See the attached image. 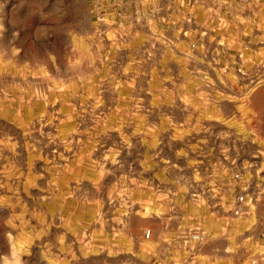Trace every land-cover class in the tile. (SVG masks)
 <instances>
[{"label":"rangeland","instance_id":"374dc122","mask_svg":"<svg viewBox=\"0 0 264 264\" xmlns=\"http://www.w3.org/2000/svg\"><path fill=\"white\" fill-rule=\"evenodd\" d=\"M157 9L0 0V264H209L188 252L206 211L261 228L264 18L179 31ZM212 174L230 197L204 201ZM249 250L238 264H263Z\"/></svg>","mask_w":264,"mask_h":264},{"label":"crops","instance_id":"0c3cea01","mask_svg":"<svg viewBox=\"0 0 264 264\" xmlns=\"http://www.w3.org/2000/svg\"><path fill=\"white\" fill-rule=\"evenodd\" d=\"M144 1L147 2V0H138V2L141 4ZM207 1L208 0H197V5L196 3L191 5L188 2L181 0H156L157 7L159 8L157 10L163 16V19H169V27H172L174 29L176 28L179 31L183 30L187 26L192 27V24L190 22L191 20L193 21V25L195 27L196 24L198 25V31H200L201 28L199 23L195 22L198 17L200 19H203L201 21V25L204 26L205 32H207L208 24L205 20L206 18H214L213 20L209 21V23H214V28H217V30L218 26L222 27L225 21L230 22L234 30H237L238 28L250 29V27L252 26L251 23L253 22L252 20L259 17L264 18V0H244L243 2H238L236 0H226L223 1V5L214 10V12L217 14L216 16H211L210 13H208ZM262 49L261 61L262 65H264V45L262 46ZM251 53L254 57V61L248 63L249 61L247 60L248 65H253L255 67L259 66L261 61L259 60L258 62L257 60L256 50L250 49L247 55H250ZM232 54L234 55L235 53ZM231 65L233 68H237L238 66L239 69L242 66L237 63L236 60H233L231 62ZM222 66L223 64L221 63V67ZM221 75L223 76V74ZM252 76H256L255 78L259 79V81L264 82V66L261 73H258L256 75L252 74ZM215 78L217 81V76H215ZM256 90H258L259 92L264 91V85L261 90L260 87ZM231 158V161L237 160L236 156ZM210 178L212 180L207 181L206 185L203 186L201 190L202 193L207 195L204 196V201L207 202V199L209 200V196H212L213 199L220 201V197H218L217 195L228 194L230 197V195L234 192L235 185H232L231 177L226 175H223L222 177L212 174L210 175ZM255 205L257 206L259 204L256 203L252 205V208H247V212L249 210L250 212H252V214L254 213L252 215V218H250L252 219V221H247V225L254 227L256 226V222L259 220V222L261 223V225L259 224V227L261 226V228H258L257 230L254 229L252 233L246 234L244 238L245 240L239 238V233L236 229L240 221L238 220V218L230 216L227 207H223L222 205V207L220 208L221 214L220 212L218 213V211H216L214 208L209 209L208 212L206 211V220H204V224L202 225V227L204 228L203 230L205 231V237L203 238V241L205 242L204 247L206 248L198 251L192 250L191 252H188L190 254H193L194 257L204 258L205 260L209 259V264H238V257L240 256V253L243 249H245L246 252V247L248 246L250 250L247 255L250 254V258L260 259L264 264V200L261 208L255 207ZM255 214L258 215L257 218H255ZM166 216L168 222L167 226H169L171 222H173L175 216L170 214L169 212L166 214ZM194 216L195 215H192V218ZM174 239V236L171 237L168 235L166 237V240L170 242ZM211 243H214V245H212ZM245 243L247 245L244 248L242 246Z\"/></svg>","mask_w":264,"mask_h":264},{"label":"built area","instance_id":"2783aa9c","mask_svg":"<svg viewBox=\"0 0 264 264\" xmlns=\"http://www.w3.org/2000/svg\"><path fill=\"white\" fill-rule=\"evenodd\" d=\"M181 1H186V2H188L189 4H191V5H193L194 3H196V1L197 0H181ZM213 2H216V6H215V8H218V7H220L221 5H223L224 3H223V1H226V0H212ZM236 1H238V2H243L244 0H236ZM249 1V0H248ZM254 24V21L251 23V25H253ZM262 44H264V38H263V41H262ZM240 71V70H239ZM149 230H146L145 231V236L146 237H148L149 236ZM192 239H195V240H198L199 238H200V235L199 234H197V233H193L192 234ZM250 264H260L259 262H257L256 260H252L251 262H250Z\"/></svg>","mask_w":264,"mask_h":264}]
</instances>
